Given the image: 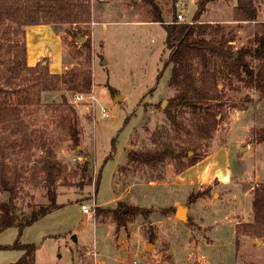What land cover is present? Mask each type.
Returning a JSON list of instances; mask_svg holds the SVG:
<instances>
[{
    "label": "rangeland",
    "instance_id": "rangeland-1",
    "mask_svg": "<svg viewBox=\"0 0 264 264\" xmlns=\"http://www.w3.org/2000/svg\"><path fill=\"white\" fill-rule=\"evenodd\" d=\"M88 1L90 22L51 25L65 47L66 70L90 67L95 100L75 102L73 90L45 89L26 72L27 77L13 75L9 47L24 42L25 34L16 33L11 22L0 26V101L20 105L18 118L26 125L17 131L15 124L0 122V167L16 178L12 200L21 218L49 202L43 174L35 175L43 147L52 148L65 166L57 185L60 207L22 231L17 226L1 231L0 245L36 243L37 264H264V236L243 226L236 235L239 224L253 221L254 187L264 182V141L258 139L264 129V99L259 91L225 72L219 80L225 117L211 136L202 138L182 128L183 123H192L194 113L189 109L179 114L180 128L175 130L165 113L176 93L169 86L172 64L165 65L166 30L153 21L151 5L145 0ZM155 1L169 22L175 11L193 21L201 0ZM255 3L257 21H264V0ZM236 5L235 0H207L200 19L219 24L224 35L234 36L238 50L254 45L256 23L235 20ZM86 28L88 35L81 31ZM88 36L90 50L82 46ZM54 40L46 37L39 50L46 46L53 60H60ZM47 59L41 60L43 65ZM248 60L256 67L252 57ZM56 67L61 69L62 63ZM119 94L123 97L115 100ZM103 107L107 116H102ZM70 123L77 126V146ZM164 126L171 127L178 148L194 147L190 156H201L194 168H184L187 156L169 158L156 167L130 162L129 149L152 148L154 132ZM220 171L223 174L218 175ZM10 198V192L0 190L1 200ZM81 204L91 207L90 215ZM94 204L121 206L124 212L126 206L136 205L145 212L118 227L112 213H97ZM178 205L187 206V221L175 215ZM23 253L0 248V264L13 263Z\"/></svg>",
    "mask_w": 264,
    "mask_h": 264
},
{
    "label": "trees",
    "instance_id": "trees-1",
    "mask_svg": "<svg viewBox=\"0 0 264 264\" xmlns=\"http://www.w3.org/2000/svg\"><path fill=\"white\" fill-rule=\"evenodd\" d=\"M145 1L151 5L155 12L153 21L161 22L166 30L165 45L169 50V56L165 65L172 64L169 86L174 88L176 93L169 99V106L165 113L175 130L179 131L180 128L179 114L189 109L194 113L192 123L187 126L183 123L182 128L188 134L192 131L202 138L211 136V132L217 128L225 117L221 101L223 95L219 84V80L225 72L228 75L236 76L243 80L247 86L259 91L260 97L264 99V21H257L258 8L255 0H237L235 20L255 21L256 23L254 45L243 46L238 50L234 49V36L228 37L224 35L219 24L215 25L201 21L200 18L205 11L207 0L198 2L199 5L194 14L193 22L179 21L177 11L174 12L173 20L166 22L156 1ZM90 21L91 3L88 0H0V26L11 22L17 27L15 28L16 33L25 34L22 26L31 24H80ZM81 31L84 35H88V28L85 31ZM82 46L87 50L91 49L92 41L89 36L84 40ZM9 51L13 56V63L9 69L17 77L22 75H24L22 77H25L26 72L34 76L37 81L44 83L43 87L45 89L58 90L65 88L73 90L75 93L91 91L93 76L90 67H72L62 73H52L48 64L43 65L42 61L35 65L28 64L26 41L10 45ZM88 56L90 57V54ZM249 56L257 62L256 67L248 60ZM112 89L115 90L114 88ZM64 101H67L66 98H64ZM9 103L0 101V122L15 124L14 127H17V131H22L25 122L18 118L19 112H21L20 105ZM71 112L75 113L73 106H71ZM70 128L73 142L77 146L79 145L80 137L76 123H70ZM22 137L28 144L26 132L22 134ZM171 137H173L171 127L164 126L156 130L153 134L154 146L152 148L145 150L129 149L128 157L130 162L156 167L169 158L179 160V158L187 156L189 157L188 162H183L184 168H186L200 161L201 156H190V153L195 151L194 147L181 146L178 148ZM258 139L264 141V129L259 131ZM43 149L45 154L35 170V175L43 174V185L46 188L49 202L34 206L25 218L19 216L16 204L12 200L17 189L16 178L8 175L4 165L0 167V190L8 191L11 195L8 201L0 199V232L13 226H17L22 231L25 227L40 219L41 216L60 207L57 202V185L65 166L56 158L52 148L44 146ZM87 165L88 161L84 163L83 169L85 171L87 170ZM89 179L91 182L92 178L90 177ZM98 182L99 180L97 185ZM252 207L254 213L253 221L239 224L236 230L237 236L241 226L250 233L261 237L264 236V182L254 187ZM94 208L97 213H112L118 227L126 226L135 215L145 212L143 208L136 205L126 206L127 212H124L121 206L117 208H101L96 205ZM153 238L154 234L152 233L149 239L152 240ZM0 248L23 250L24 253L18 260L8 264H37L35 260L36 243L18 241L14 244L0 245ZM168 264L174 263L169 262Z\"/></svg>",
    "mask_w": 264,
    "mask_h": 264
},
{
    "label": "crops",
    "instance_id": "crops-1",
    "mask_svg": "<svg viewBox=\"0 0 264 264\" xmlns=\"http://www.w3.org/2000/svg\"><path fill=\"white\" fill-rule=\"evenodd\" d=\"M93 15V14H92ZM95 21V20H94ZM53 26L51 24H31L25 26V41L27 45V62L29 65H35L39 61H41L43 58H47V64L49 66V70L52 73H62L64 72L68 67L67 63L65 62V47L63 45V42L61 40V37L55 32L52 28ZM52 37L54 40L55 45L59 47L60 51V60L56 59L53 60V54L50 50L43 48L45 51L41 52L39 50V47H41L42 42H44V39L46 37ZM44 47V46H43ZM51 58V60H49ZM61 65L62 68L59 69L56 67V65ZM195 164L192 165L191 169L194 168ZM190 171V170H189ZM218 175L223 174V172H217ZM96 206V204H94ZM136 261V259H134ZM101 262H105L104 260H101Z\"/></svg>",
    "mask_w": 264,
    "mask_h": 264
},
{
    "label": "built area",
    "instance_id": "built-area-1",
    "mask_svg": "<svg viewBox=\"0 0 264 264\" xmlns=\"http://www.w3.org/2000/svg\"><path fill=\"white\" fill-rule=\"evenodd\" d=\"M177 6L180 5L179 2L176 3ZM177 17H178V20L179 21H188V20H185L183 18V14L181 12L177 13ZM189 22H193V21H189ZM85 99H88V100H95L96 99V95H94V93H92V89L91 91L89 92H79V93H76L75 96H74V101L75 102H78V101H81V100H85ZM102 110V116H107L108 113L106 112V109L103 107L101 108ZM81 209L83 210V212L87 215H90L91 214V207L87 204H81Z\"/></svg>",
    "mask_w": 264,
    "mask_h": 264
},
{
    "label": "water",
    "instance_id": "water-1",
    "mask_svg": "<svg viewBox=\"0 0 264 264\" xmlns=\"http://www.w3.org/2000/svg\"><path fill=\"white\" fill-rule=\"evenodd\" d=\"M236 1V4H237V0ZM83 36H81L80 40H83ZM123 96L122 95H117L115 100L117 99H120L122 98ZM167 103V100H163L162 102V107L165 108V105ZM175 215L182 221H187L188 219V214H187V206L186 205H178L177 208H176V212H175ZM75 238V236H74Z\"/></svg>",
    "mask_w": 264,
    "mask_h": 264
}]
</instances>
